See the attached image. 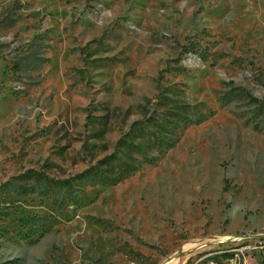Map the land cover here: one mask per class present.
I'll return each mask as SVG.
<instances>
[{
    "label": "rangeland",
    "instance_id": "obj_1",
    "mask_svg": "<svg viewBox=\"0 0 264 264\" xmlns=\"http://www.w3.org/2000/svg\"><path fill=\"white\" fill-rule=\"evenodd\" d=\"M0 264H264V0H0Z\"/></svg>",
    "mask_w": 264,
    "mask_h": 264
},
{
    "label": "trees",
    "instance_id": "obj_2",
    "mask_svg": "<svg viewBox=\"0 0 264 264\" xmlns=\"http://www.w3.org/2000/svg\"><path fill=\"white\" fill-rule=\"evenodd\" d=\"M169 125L166 120L160 122L159 126L156 127V131L151 135L142 136L141 141H137L139 135L121 138L117 142V152H115L113 156V161L111 162V167H116L115 173L112 175H107L106 179H104L105 184L115 185L123 182L127 178L131 177V175L136 172L141 166L142 162L139 159H134L133 155L142 154L148 155V147H150V143H152V150L157 151L158 155L163 154L165 151L172 148L177 142L178 136L174 133V130L169 129ZM142 127L139 128V131H143ZM135 152V153H134ZM153 161V158H150ZM136 162V163H135ZM96 176L95 172L92 169H87L82 172L78 178L84 179V183L87 184V181H91ZM90 179V180H87ZM96 183V182H91Z\"/></svg>",
    "mask_w": 264,
    "mask_h": 264
}]
</instances>
